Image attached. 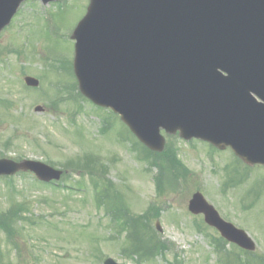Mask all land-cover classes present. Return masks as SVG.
Masks as SVG:
<instances>
[{
  "label": "rangeland",
  "instance_id": "rangeland-1",
  "mask_svg": "<svg viewBox=\"0 0 264 264\" xmlns=\"http://www.w3.org/2000/svg\"><path fill=\"white\" fill-rule=\"evenodd\" d=\"M64 1L23 3L0 34V158L40 161L68 175L58 185L29 174L0 178V264H102L106 257L122 264H264V168L243 164L229 149L175 137L170 151L180 175L168 173L173 187L155 189L150 167L168 164L170 151L150 154L119 119L77 92L67 74L71 32L88 0ZM24 76L38 79V88L26 87ZM197 191L247 233L254 251L228 245L220 255L218 233L187 210ZM17 207L26 210L13 227Z\"/></svg>",
  "mask_w": 264,
  "mask_h": 264
},
{
  "label": "water",
  "instance_id": "water-1",
  "mask_svg": "<svg viewBox=\"0 0 264 264\" xmlns=\"http://www.w3.org/2000/svg\"><path fill=\"white\" fill-rule=\"evenodd\" d=\"M21 1L0 0V29ZM72 38L81 93L119 114L149 149H163L164 129L264 165V0H90ZM19 170L43 181L61 174L40 162L0 159V175ZM189 209L253 249L200 193Z\"/></svg>",
  "mask_w": 264,
  "mask_h": 264
},
{
  "label": "trees",
  "instance_id": "trees-1",
  "mask_svg": "<svg viewBox=\"0 0 264 264\" xmlns=\"http://www.w3.org/2000/svg\"><path fill=\"white\" fill-rule=\"evenodd\" d=\"M166 153H168V152H166ZM165 157L170 158V160H169L168 164L167 163L163 164L164 172H166V173L172 172L174 174L177 172V174L180 175L179 164H177V162L175 161L174 156H173V152L168 153ZM15 210H17L15 213L16 217H15V221H13L11 224L12 226L16 225V222H18L21 218V216H20V214H18V212L23 211L22 208L20 209V207H17V209H15Z\"/></svg>",
  "mask_w": 264,
  "mask_h": 264
}]
</instances>
